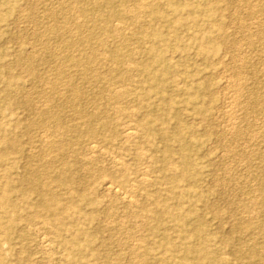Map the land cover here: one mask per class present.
Masks as SVG:
<instances>
[{"label":"rangeland","instance_id":"rangeland-1","mask_svg":"<svg viewBox=\"0 0 264 264\" xmlns=\"http://www.w3.org/2000/svg\"><path fill=\"white\" fill-rule=\"evenodd\" d=\"M96 1L0 0V140L12 142L10 148L0 146V192L10 171L12 198L24 208L13 214L22 218L13 237L25 235L24 220L43 198L34 191L30 204L35 208L26 210L20 191L62 176L80 192L78 214L65 215L64 223L80 228L87 240L82 260L71 259L63 247L52 254L57 261L48 262L35 232L25 248L3 245L7 264H23L22 259L30 264H179L181 249L191 245L208 248L223 264H249L251 254L238 249L237 239L254 237L262 244L264 236L237 224L264 222V0H129L126 5L113 0L119 16L111 24L105 22L108 8L103 19L84 17V12L94 13ZM210 6L214 12L206 16L203 8ZM210 34L214 42L204 52L202 39ZM113 53L134 69L126 81ZM151 77L158 81L149 83ZM231 101L243 110L227 107L224 114L223 106ZM157 108L159 132L171 134L180 123L197 133L190 151L195 175L178 173L177 142L149 135L140 126ZM82 110L98 115L96 138L78 132L86 121ZM58 118L66 129L57 126ZM106 119L119 133L118 141L103 128ZM237 122L236 129H227ZM129 123L138 134L122 147L120 133ZM92 144L103 156L90 150ZM172 162L175 170L166 171ZM140 170L146 181L151 179L144 186L136 182ZM119 177L135 202L131 208L104 190L105 182ZM50 188L69 203L72 190ZM158 203L180 204L181 213L193 208L204 216L203 239H180L196 231L192 217L183 218L180 227L168 217L160 230L151 227ZM142 207L153 210L147 214ZM90 214L84 226L81 217ZM163 235L171 238L173 249L167 250ZM187 264L208 262L189 259Z\"/></svg>","mask_w":264,"mask_h":264},{"label":"bare ground","instance_id":"bare-ground-1","mask_svg":"<svg viewBox=\"0 0 264 264\" xmlns=\"http://www.w3.org/2000/svg\"><path fill=\"white\" fill-rule=\"evenodd\" d=\"M112 1L113 0H103V1L98 0V1L94 2V4H93L94 13L92 12L91 14H88L87 12H84V17H86V18L89 17V18H93V19H95V18L97 19V18L101 17L100 19H103L105 16H102V12L105 8H108V10L110 11V16L105 19V22L111 24V22L114 21L116 19V17L119 16V15L117 16L118 12L114 8H112L113 7ZM122 1H123L124 5H126L129 0H122ZM138 1L140 2V1H144V0H138ZM206 1L210 2V0H206ZM211 4H212V0H211ZM190 6L191 5H188V7H190ZM246 8L248 9V7H246ZM214 9L215 8H213V6L204 7L203 11L206 14V16H211L214 12ZM128 12L129 11L127 10V14H128ZM220 19H222V18H220ZM115 25H116V23H115ZM213 39H214V36H212V34L205 35L203 37V39H202V44H203L202 45V51H204V52L207 51L208 46L211 43L213 44V42H214ZM238 45H240V44H238ZM214 51L215 52L218 51V48H215ZM110 57L115 62L114 64L118 66L119 71L123 75V77H122L123 80L126 81L128 78V75H130V73L134 72V69L132 68V66L130 67V64H128L127 61L124 60L125 57L124 58L119 57V55L117 56L115 53L111 54ZM0 60H1V56H0ZM59 68H61V67H59ZM146 71H147V67L144 65V73ZM170 71H171V69L168 66H166V69L164 71L165 75L169 74ZM238 76H240V75H238ZM64 77H66V76H64ZM149 79H150L149 83H154V82L158 81L157 77H153V78L151 77ZM226 80H227V77H226ZM227 81H229V79ZM122 83H125V82H122ZM119 89H120V91L121 90L123 91V89H121V88H119ZM119 89H117V92L119 91ZM80 101H81V98H79V100L77 101L78 104H80ZM226 103L223 106L224 114H227L226 112H228V111H226V109H228V108L229 109L232 108V110H233L235 107V108H238V110L239 109L241 111L243 110L242 106L238 105L235 101L229 102L228 105ZM74 105H75V103H74ZM141 105H142V103H141ZM115 107H116V105H115ZM115 107H114V109H115ZM159 110L160 109H158V108L154 112L151 110L146 115L147 118L144 121H141L140 126L143 127L149 135L161 136L162 138L166 139V141H168V142H172V141L177 142L181 148L180 153H179L180 164L178 167V170H179L178 173L181 175V177H185L187 175L193 176V174L195 175V173L192 172V168L195 166V164L191 158L190 151H191V147H192L193 143L197 142V138H196L197 133L194 132L193 129L188 128L187 126L180 124V123L176 125V127L173 129V132L171 134H169L168 132H164V131L159 132L156 129L157 119H154V117L157 115V114H155V112H158ZM133 112H134V110H133ZM79 113H81V114L83 113V115H85L84 117H86V121H85V123L82 124L84 129L78 128L79 129V130L77 129L78 132L80 134H85V135L87 134L88 137L91 139L96 138L98 127H95L93 124L99 121L98 115L95 113L86 114L83 110L80 111ZM114 114H115V112H114ZM0 115H1V110H0ZM232 120L233 119H231V121ZM129 124H131V123H129ZM238 124H239L238 122H237V124L235 123V125L232 124V126H229V128L227 127V129L228 130L231 129V131H232V129L234 130L239 126ZM57 126L62 128V129H66L64 123L60 119L57 122ZM102 126L104 129H108V131L112 135H114L113 137L115 138V140H117L119 133L117 132V130L114 127L111 128V126H109V122L107 119L102 122ZM221 128H222V126H221ZM122 129H123V131L120 134L123 135V138L120 139L119 143H120V146L127 147L129 141L135 140L136 139L135 135H137L138 133L137 132L135 133L136 129L132 126V124L126 125L124 128L122 127ZM223 131H224V129H223ZM48 133H50V131H49V129H46L44 134L48 135ZM255 136L253 137L254 139H255ZM47 140H49V139H47ZM0 141H1L0 146L3 149L10 148L12 146V142L8 139L3 138ZM44 141H43V143H44ZM90 150L95 155L99 154V155L103 156V154H104V152L102 150H100L99 147L95 144H92L90 146ZM166 153L168 155H171L172 152H171L169 147L166 148ZM251 155H252V153L249 154V156H251ZM93 157H95V156H93ZM105 157H108V156H105ZM140 159L143 160V157L141 156ZM120 163H122V161H120ZM116 166L118 167L120 172H122V174H123V172L125 171L124 169H126L124 167V165L121 166V164L118 163V164H116ZM173 166H174L173 162L169 163V165H167L165 167V170L166 171L169 169L175 170L173 168ZM144 172H145V170H144ZM4 177H5L6 182H4V187L1 190L2 192H0V264H7L6 259H5L4 255L2 254L3 253V245L8 244V245H15L16 246V244H19L20 247L22 246L21 249L25 248L26 246H29L30 244H32L31 239L27 238L28 235L31 236V234L35 233V232H37V234H39L40 249L42 250V253L45 256V259L48 262L57 261V259L52 258V254L59 253V250H61L63 247L70 250V256L72 257L71 259H75V257H80V260H82L81 254L84 252L85 246L87 244L86 243V241H87L86 237H85L84 233L80 230V228L68 227L67 225H65L64 220H63L64 216L70 214V212H73L76 215L78 214V212H76L75 210H79V208H78L79 205L76 204L75 201H76V198L79 196L80 192L77 191L73 187V182H70L69 178L62 177V176H60V177H58V176L57 177H48L47 182H32L33 187L30 188L31 190L28 189L24 193L22 190L20 191L22 200H23L24 204L27 205L25 209L26 210H32L33 208L36 207L37 211L34 212V214L29 213L27 219L24 220L25 221V228H26L24 231L25 235H23V234L20 235L19 239L16 240L13 236L17 233L16 230L20 226L22 218L17 219L15 217V215L13 216V214H16V213L18 214L24 208H22V206L18 202L14 201L12 198V194L15 192V187H14V182L11 181L12 176L10 175V171H7L6 175ZM150 180L151 179H148L147 181H150ZM147 181L144 178L143 171L140 170L139 176L136 178V182L138 183V185L144 186V185H146ZM127 182H128V180H127ZM125 183H126V180L125 179L123 180L122 178L119 177V179H116V180L114 179L113 181L105 182L103 184V186H104V190H105L108 197H112V196L117 197L126 205V207L131 208L133 205H135V202L132 200V198L129 196V194L123 189V185H125ZM130 185H132V184H130ZM51 186H53L55 188L72 190V193H71L72 196L67 199L69 201V203L64 204L63 201L60 198H58L57 194L53 193L52 189L50 188ZM263 189H264V184H263ZM34 191H37L43 195V198L41 199V201H39L35 205V207H34V205L30 204L31 194ZM178 206L181 207L180 204L175 205V206H171V205L166 204V203L164 205H160L158 203L156 205L155 210L153 211L154 218H155V224L151 225V227H154L155 229L160 230V228L163 225V224H161V223H163L162 218H164V217H168L175 225H177L176 227H180V222L182 221L183 218L192 217V219L195 218L196 219L195 221L198 223V227H197L196 231L192 235H189L188 237H185V238H182L180 236L181 237L180 239H183V240L187 239V240L192 241V243L194 241H197V239L198 240L203 239L202 234L204 232L205 224L207 221L205 219V217L204 216H197L195 213L196 211L193 210V208L188 213H181ZM80 207H81V205H80ZM142 208H143L144 213H147V214L150 210L151 211L153 210L152 208L150 210L147 208H145V210H144V207H142ZM132 209L134 210V208H132ZM81 210H83V209L81 208ZM44 217H46V218H44ZM124 217L127 219V218H130L131 216L127 215ZM81 218H82L81 223H83V225L85 226L93 218V215L90 214V215H86V216L81 217ZM40 219H43V220H40ZM249 222L250 221H245L242 223L239 222L237 224V226H241L240 228H242V229L244 228L245 231H251L253 235H257V237L262 238V236H264V222H261L258 225V227H255V225H252ZM68 233H69V236L67 235V237H65L64 235H66ZM53 235H54V238L49 237V236H53ZM257 239L258 238H254V237L252 239H246L244 236H241L237 239V241L240 244L238 249L239 250H244V249L247 250L248 249V253L251 254L249 264H254V263H251V259H254L256 257L260 258V261H258L259 264H264V243H262V244L257 243L256 242V241H258ZM163 241H164V245L166 246V248H168L167 250L174 248V243L172 242L171 238L168 235H163ZM134 246L135 245H133V247ZM207 249L208 248H205L203 246H197V245H191L188 247H183L181 249V252L184 256L182 259L178 258V261H180L179 264L180 263L181 264H187L189 259H194L198 262L205 261V262H208V264H223L224 263V259L219 258L216 255H213L212 253L208 252ZM191 257H193V258H191ZM22 261H24V262H22L23 264H30V261H28V260L22 259ZM258 262H256V263L258 264ZM137 264H146V263H137Z\"/></svg>","mask_w":264,"mask_h":264}]
</instances>
